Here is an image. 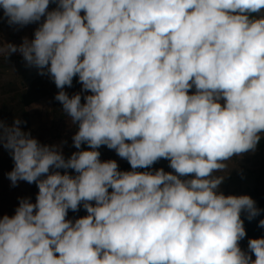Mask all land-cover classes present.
Instances as JSON below:
<instances>
[{
  "label": "clouds",
  "instance_id": "9594fccd",
  "mask_svg": "<svg viewBox=\"0 0 264 264\" xmlns=\"http://www.w3.org/2000/svg\"><path fill=\"white\" fill-rule=\"evenodd\" d=\"M0 9L16 30L38 25L7 42L8 58L49 75L77 125L66 158V141L43 144L19 117L0 119L7 178L38 188L35 202L19 198L0 217V264H264V237L240 247L241 214L262 210L249 195H225L217 175L264 137V0H0ZM74 78L81 89L69 95ZM101 146L131 170L102 161ZM161 159L172 171L152 170ZM81 207L85 216L67 218Z\"/></svg>",
  "mask_w": 264,
  "mask_h": 264
},
{
  "label": "rangeland",
  "instance_id": "374dc122",
  "mask_svg": "<svg viewBox=\"0 0 264 264\" xmlns=\"http://www.w3.org/2000/svg\"><path fill=\"white\" fill-rule=\"evenodd\" d=\"M55 7V4L50 3L49 10ZM2 15V9H0V16ZM37 26V24H30L16 30L10 27L6 20H0V119L9 124L12 123L14 118L18 117L22 121H28V123L21 125L26 131H28L27 129L32 123L30 120H34L37 126L45 127L42 131L43 136L46 135V127L54 124L56 126L54 136L60 137L62 130H69L73 133L68 132L67 140H72L77 125L63 112L60 103L54 99L59 90L50 76L47 74L40 75L39 69L28 67L19 53L12 54L8 58L7 42L19 45L25 36L32 38ZM39 78H42L45 82H37ZM80 89L81 84L78 82V78H74L72 87H66L65 91L72 95L79 92ZM39 94L44 97L38 101L29 102L32 96ZM26 113L28 118L25 117ZM86 147V145H82V148ZM98 150L101 153L100 159L102 161L116 160L119 169L125 161L114 150H110L106 146H101ZM74 151H77V149L73 146L72 141L66 144L63 153L67 158ZM225 163L227 165L226 169L217 173V175L226 177L220 186V191L225 195H249L255 200L257 207L262 210L260 215L251 221L246 219V213L241 214L247 235L240 241V247L247 251L249 238L264 237V228L258 226L259 220L264 219V198H261V193L264 192V148L260 149L257 146L254 153H246L242 157H233ZM13 167L14 162L9 150L0 146L1 171L8 173ZM159 168H163L165 171H172L169 168V161L165 159L159 160L152 166V170ZM60 171L63 173L65 170L61 169ZM67 171L72 174L69 169ZM37 193L38 188L35 183L29 184L21 181L17 186L13 187L7 178L0 187V217L5 214L8 216L14 215L15 209L19 204V198L29 197L32 202H35ZM86 214V211L81 207L77 212L69 210L67 218L74 220Z\"/></svg>",
  "mask_w": 264,
  "mask_h": 264
},
{
  "label": "crops",
  "instance_id": "0c3cea01",
  "mask_svg": "<svg viewBox=\"0 0 264 264\" xmlns=\"http://www.w3.org/2000/svg\"><path fill=\"white\" fill-rule=\"evenodd\" d=\"M30 122H32V123L28 127L27 130L32 132L31 135L33 137L37 138L43 144H60L64 141H66V143L63 144V150H65L66 144L72 142V140H67V138L69 136L68 132H70L69 130H62V135L60 137L54 136V134L56 132V130H55L56 126L54 124H52V125L46 127V129H45L46 135L43 136L42 131L45 127L44 126H42V127L37 126V123L34 120H30ZM40 130H41V133H40ZM70 133L72 134L73 132H70ZM59 140H60V142H59ZM5 180H7V173L5 171H1V168H0V187H1V184L4 183ZM0 201H1V198H0Z\"/></svg>",
  "mask_w": 264,
  "mask_h": 264
},
{
  "label": "trees",
  "instance_id": "16d2710c",
  "mask_svg": "<svg viewBox=\"0 0 264 264\" xmlns=\"http://www.w3.org/2000/svg\"><path fill=\"white\" fill-rule=\"evenodd\" d=\"M52 6V5H51ZM37 82H45V81H43V79L42 78H39V79H37ZM36 82V83H37ZM48 93H50V92H48ZM44 96H42L41 94H39V95H37V96H32V98H30L29 99V102L30 103H32V102H34V101H38V100H40L41 98H43ZM56 111V110H55ZM25 117H27L28 118V114L26 113L25 114ZM27 123H28V121H26ZM24 125V124H23ZM258 146H259V148L260 149H263L264 148V137H262V139L260 140V143L258 144ZM157 163V162H156ZM154 166V165H153ZM120 170L121 171H129V170H131V167H130V165H129V163L125 160L123 163H122V165H121V167H120ZM148 169H138V171H147ZM69 171L70 172H72V175H75L76 173L74 172V170H71V169H69ZM261 198H264V192H262L261 193ZM264 209V208H263Z\"/></svg>",
  "mask_w": 264,
  "mask_h": 264
}]
</instances>
